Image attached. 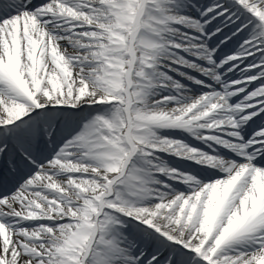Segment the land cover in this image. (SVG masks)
Returning a JSON list of instances; mask_svg holds the SVG:
<instances>
[{
  "label": "snow or ice",
  "instance_id": "obj_1",
  "mask_svg": "<svg viewBox=\"0 0 264 264\" xmlns=\"http://www.w3.org/2000/svg\"><path fill=\"white\" fill-rule=\"evenodd\" d=\"M0 264H264V0H0Z\"/></svg>",
  "mask_w": 264,
  "mask_h": 264
}]
</instances>
